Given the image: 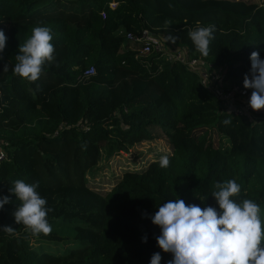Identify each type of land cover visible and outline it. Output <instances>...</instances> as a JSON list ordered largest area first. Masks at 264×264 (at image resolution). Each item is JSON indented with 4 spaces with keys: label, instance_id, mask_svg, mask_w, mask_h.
<instances>
[{
    "label": "trees",
    "instance_id": "16d2710c",
    "mask_svg": "<svg viewBox=\"0 0 264 264\" xmlns=\"http://www.w3.org/2000/svg\"><path fill=\"white\" fill-rule=\"evenodd\" d=\"M41 21L52 29L55 60L33 82L13 68L20 44ZM209 24L215 38L204 57L189 33ZM0 29L7 37L0 53V197L11 196L0 209V264H150L156 252L168 264L173 256L158 246L161 228L151 219L158 206L181 198L218 209L214 184L229 179L241 186L232 199L254 200L264 222V114L227 111L184 64L152 53L144 65L135 58L139 45L124 35L167 32L244 87L251 53L264 59L262 2L0 0ZM90 66L95 73L86 74ZM158 140L171 150L111 171L107 188L99 183L104 158ZM18 179L39 183L51 209L49 235L15 221L20 201L9 188Z\"/></svg>",
    "mask_w": 264,
    "mask_h": 264
},
{
    "label": "clouds",
    "instance_id": "9594fccd",
    "mask_svg": "<svg viewBox=\"0 0 264 264\" xmlns=\"http://www.w3.org/2000/svg\"><path fill=\"white\" fill-rule=\"evenodd\" d=\"M166 24L170 22L166 21ZM215 25L198 26L189 33L196 51L207 57L210 42L215 38ZM52 29L44 22H38L32 35L19 46V54L13 68L15 75L36 81L44 71L46 62L55 60ZM175 43V37L169 36ZM7 37L0 29V53L6 48ZM2 59V57H0ZM250 74L244 77V87L253 89L249 104L253 110L264 109V59L258 51L250 55ZM4 71H8L7 64ZM230 123L229 120L224 121ZM169 155L159 159L160 167L169 166ZM39 183H26L18 179L12 182L9 192L20 201L14 212L15 221L30 229L33 235H49L52 226L47 217L51 211L46 207L47 200L37 188ZM241 192L235 179L215 182L212 196L219 208L197 204H186L181 199L168 200L158 206L159 210L151 216L152 222L161 228L156 237L158 246L173 258L168 264H264V222L261 208L252 199L236 202L232 197ZM11 202V196L0 197V209ZM145 215H147L145 213ZM4 231L14 234L11 226ZM147 242V236L143 238ZM160 252L152 255L150 264H161Z\"/></svg>",
    "mask_w": 264,
    "mask_h": 264
},
{
    "label": "built area",
    "instance_id": "2783aa9c",
    "mask_svg": "<svg viewBox=\"0 0 264 264\" xmlns=\"http://www.w3.org/2000/svg\"><path fill=\"white\" fill-rule=\"evenodd\" d=\"M113 6V3H110ZM122 30H120L121 32ZM125 38L133 44L139 45L135 58L149 66L151 60L147 55L152 53L157 57H162L168 62H179L187 68L195 71L202 85L210 88L215 96L222 101L223 107L234 114H247L259 116L264 114V109L253 110L249 104V99L253 89H248L230 80L224 79L223 73L218 74L211 63L197 56H191L184 45L173 43L162 37V34L153 33L148 29L138 32L126 31ZM86 74L95 73V67L90 66L85 70ZM5 156V150L0 139V160Z\"/></svg>",
    "mask_w": 264,
    "mask_h": 264
},
{
    "label": "rangeland",
    "instance_id": "374dc122",
    "mask_svg": "<svg viewBox=\"0 0 264 264\" xmlns=\"http://www.w3.org/2000/svg\"><path fill=\"white\" fill-rule=\"evenodd\" d=\"M257 2H262L264 4V0H255ZM166 40L168 39L169 34L164 32L162 34ZM224 68H217L216 71L218 74L223 73ZM212 138L215 143H217L218 139V132L215 130L212 131ZM171 149L168 143L165 140H158L152 142L143 141L141 143L135 144L131 147L127 152L122 151L120 154L110 157L108 159L104 158L102 160V168H101V175L104 176L103 180H100L99 183H102L103 186L108 187V179L110 177L111 171H116L120 173L123 168L134 165L137 167L140 164L146 163L150 160L153 156L162 155L169 152ZM135 162V163H134ZM96 180L98 178L96 177Z\"/></svg>",
    "mask_w": 264,
    "mask_h": 264
}]
</instances>
